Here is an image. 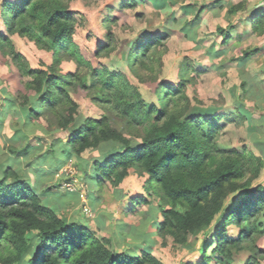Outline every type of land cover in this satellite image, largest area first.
<instances>
[{"label":"trees","instance_id":"obj_1","mask_svg":"<svg viewBox=\"0 0 264 264\" xmlns=\"http://www.w3.org/2000/svg\"><path fill=\"white\" fill-rule=\"evenodd\" d=\"M70 1L13 3L6 0L2 6V20L6 24L5 31H0V52L16 66L24 85V90L14 98L17 106L13 111L14 127L22 143L34 135L39 141L47 142L45 152L52 158L60 155L58 140L64 141L75 156L115 143V150L113 146L110 152L93 159L94 169L88 176L94 178L96 184L104 185L109 181L119 186L130 170L136 169L139 175L147 177L146 192L158 197L162 220L157 225V234L161 238L170 237L175 243L186 245L192 237H206L198 249L200 259L186 264H211L210 254L213 253H217L215 259L220 264H240L235 263V252L246 249L259 232L264 233V226L257 220L259 214L264 215V184L255 182L264 173V156L252 154L246 148L237 151L218 147L215 139L226 114L190 113L191 101L183 79L177 85L162 80L156 89L161 104H156L149 102L139 88L128 85V77L123 73L111 71L105 65L99 70L93 67L79 55L74 40L78 19ZM145 1L120 2L135 7ZM220 3L222 0L204 3L198 16L206 8ZM244 10L245 1L230 5L228 13L237 15ZM249 16L252 32L263 35L264 9L255 10ZM111 20L113 18L107 15L103 23ZM234 27L230 23L228 27L217 28L216 35L222 39L220 44L225 46L234 37H241ZM182 31L195 39V29L184 27ZM16 34L30 39L40 49L53 52L52 63L38 68L30 66L14 45L12 36ZM107 35L109 42H102L97 49L99 57L115 49L116 39L111 28ZM165 36L166 33L156 37L146 32L132 40L126 53L129 67L132 69L138 62L145 66L153 52L152 45ZM61 51L76 62L74 71L62 73L60 65L64 57L58 55ZM206 51L210 57L224 53L216 50V41ZM256 51L255 48L243 52L236 59L238 65L247 67ZM186 68L193 67L188 63ZM124 78L126 84H119ZM115 84L116 88L108 92ZM166 86L174 92L166 90ZM77 87L100 89L99 99L106 103L108 113L79 122V104L71 92ZM242 87L246 93L253 88L248 79H244ZM172 94L174 97L169 98ZM93 99L102 103L98 98ZM242 107L237 109L240 121L247 119L240 110ZM250 110L264 119V111L258 107ZM49 116L52 117V124H47L49 135H35L43 118ZM235 118L232 121H237ZM125 131L136 134L139 141H133ZM30 149L27 142L20 146L11 144V160L0 170V264H163L147 249L132 254L118 245L111 246L110 239L99 237L84 221L69 222L57 208L43 203L39 184L45 176H53L55 172L41 164V155H36L28 164L34 171L32 178L13 166L15 156ZM57 186L50 187L53 193ZM64 196L78 201L80 192ZM149 201L147 196H137L131 202L150 205ZM231 224L239 229L235 237L226 234ZM120 232L123 230L119 228ZM254 258L243 264H257Z\"/></svg>","mask_w":264,"mask_h":264},{"label":"rangeland","instance_id":"obj_2","mask_svg":"<svg viewBox=\"0 0 264 264\" xmlns=\"http://www.w3.org/2000/svg\"><path fill=\"white\" fill-rule=\"evenodd\" d=\"M5 1L0 0V31H5L6 21L2 20V6ZM7 1L15 3L21 0ZM120 1H70L71 8L77 13L74 40L79 55L97 70L105 65L111 71L123 73L128 77L126 80L128 85L139 88L149 102L156 104H161L156 89L162 80L177 85L183 79L186 94L191 101L190 113L216 111L226 114L221 120L222 125L215 139L218 147L237 151L246 148L252 154L264 156V119L252 114L250 110L251 107H258L264 111V34L252 32L249 16L251 9H264V0H222L223 5L214 4L199 16L200 6L214 0H146L135 7L124 6ZM243 1L245 10L237 15H229L230 5ZM107 15L114 21L104 24L103 19ZM230 23L234 24L233 29L242 32V35L234 37L229 44L223 46L220 44L221 36L216 35L217 28L228 27ZM184 27L196 28L195 39L182 31ZM109 28L116 39L115 49L109 55L99 57L96 55L98 47L102 42H109L107 35ZM146 32H152L156 37L162 33H166V36L162 39L160 37L161 40L152 45L153 52L145 66L138 62L131 69L126 55L130 42ZM12 40L16 49L25 55L30 66L38 68L52 63L55 56L53 52L40 49L33 41L18 34L13 35ZM213 41H216V50L224 53L210 57L206 49ZM255 48L257 51L251 56L247 67L239 66L236 59L246 50ZM63 54L62 51L58 52L59 56L64 57L60 65L62 73L74 71L77 67L76 62ZM188 63L193 68H186ZM244 79L251 83L253 87L251 92L244 91L242 87ZM101 80L98 83L100 85L103 84ZM126 81L124 78L119 84L124 85ZM115 86L116 84L106 91L114 90ZM165 89L174 92L168 86ZM21 90H24V85L18 69L9 57H4L0 52L1 95L14 99ZM99 90H86L81 87L71 89L72 97L79 104V122H83L87 117L100 118L108 113L106 103L99 99L101 98ZM126 90L128 91V88ZM170 96L169 98H173L174 94ZM93 98H98L102 103L94 101ZM166 102L165 100L164 104ZM240 105L243 106L241 112L247 117L244 121L238 120L240 113L237 109ZM229 113L234 116H230ZM232 118L237 121H232ZM51 119L50 116L48 119L43 118L41 125L36 128L35 135H49L47 124L52 122ZM206 127L208 126L205 123L204 128ZM14 129L13 124L2 129L4 134L0 135V170L3 164L8 163L7 158L12 154L11 144L5 136L13 134ZM125 134L133 141H139L136 134L127 131ZM14 136L17 137L15 134ZM37 142L33 140L32 143ZM42 143L41 164L55 174L42 179L38 192L43 203L50 206L54 202L59 203L60 208H57V211L67 221H84L99 237L110 239L111 246L118 245L121 250L129 253L136 254L134 252L147 249L163 264H186L200 259L201 253L198 249L206 238L203 235L192 237L189 244L179 245L172 238L163 239L157 234V225L162 216L158 197L146 192V176L139 175L137 170L132 168L129 176L119 186H114L109 181L104 182V185H98L94 178L88 176L94 169L93 159L107 153L113 146L112 150H115V143L106 147L104 145V149L101 150H88L80 156H75L64 141L58 140L60 155L54 158L44 152L47 142ZM59 163L62 164L60 167ZM13 166L18 169L23 165ZM71 180L75 181L76 186L73 192H80V199L57 202L61 195L56 197L50 187L56 184L58 187L55 188L63 191L62 186ZM255 182L264 184V173ZM137 196L149 197L151 204L134 205L131 201ZM85 206L91 209L90 215L85 214ZM134 208L135 211H132ZM245 220L251 221L247 218ZM257 220L264 226V215L259 214ZM119 228L123 232L119 233ZM238 231L236 224L229 225L227 237L237 236ZM248 246L235 252V263L243 264L247 259L256 257L257 264H264V233L259 232L254 241H249ZM216 256L217 253L210 254L211 264H220L216 261Z\"/></svg>","mask_w":264,"mask_h":264},{"label":"crops","instance_id":"obj_3","mask_svg":"<svg viewBox=\"0 0 264 264\" xmlns=\"http://www.w3.org/2000/svg\"><path fill=\"white\" fill-rule=\"evenodd\" d=\"M255 10H259V8L251 9L249 13H251V12H253ZM234 31L236 33H239L240 35H242V32H239V31L237 32L236 30H234ZM15 106H17V105H16V103H15L13 98H11L10 96L7 98V97H5V95H1V93H0V135L4 134L3 131H2L3 127H5V126L7 127V126L12 125V124H13V127L15 126V117H13V111L16 108ZM14 130H15L14 133L11 134L10 136H8V135L5 136L6 137L5 139H8V141L11 144L16 145V146H18V145L20 146L21 144L23 145V144H25L27 142V143H29V148H31V149L28 150L27 152H24V153L16 155L15 156V160L13 161V165H17L19 167H20V165L21 166L23 165L22 167L18 168V170H24L26 175H28V177L32 178L33 175H34V171L32 169H29L30 166L28 167V164H30L32 162L31 159L35 158L36 155H40V152L43 150V148L41 147L42 141H39L38 139H36L34 137V135H32L31 140H26V141H24L22 143V140L19 137V134L16 132L17 130L16 129H14ZM5 133H6V130H5ZM14 134L17 135V137L14 136ZM33 140L38 141L37 144H33L32 143ZM45 149H46V147L44 148V152H45ZM11 156L12 155L8 156V158H7L8 159V163L11 160ZM39 160H40V157H39ZM63 186L61 188L63 191H59L58 190L59 188L57 190H55L56 197H58V195H61V199L60 200H56L57 202H60V201H63V200L65 201L66 197L64 195L67 194V193H70ZM72 200H73V198H71L69 201H72ZM52 206L55 207V208H58L59 207V203H55L54 202L52 204Z\"/></svg>","mask_w":264,"mask_h":264},{"label":"built area","instance_id":"obj_4","mask_svg":"<svg viewBox=\"0 0 264 264\" xmlns=\"http://www.w3.org/2000/svg\"><path fill=\"white\" fill-rule=\"evenodd\" d=\"M64 187H65V189L67 190V191H69V192H73L74 191V189H75V181L74 180H71V181H69V182H66L65 184H64ZM84 212H85V214H87V215H90L91 214V209L88 207V206H85V208H84Z\"/></svg>","mask_w":264,"mask_h":264},{"label":"clouds","instance_id":"obj_5","mask_svg":"<svg viewBox=\"0 0 264 264\" xmlns=\"http://www.w3.org/2000/svg\"><path fill=\"white\" fill-rule=\"evenodd\" d=\"M87 215V214H86Z\"/></svg>","mask_w":264,"mask_h":264}]
</instances>
